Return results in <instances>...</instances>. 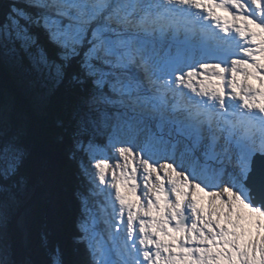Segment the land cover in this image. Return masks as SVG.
Listing matches in <instances>:
<instances>
[{"label": "snow or ice", "instance_id": "1", "mask_svg": "<svg viewBox=\"0 0 264 264\" xmlns=\"http://www.w3.org/2000/svg\"><path fill=\"white\" fill-rule=\"evenodd\" d=\"M0 264H264V0H0Z\"/></svg>", "mask_w": 264, "mask_h": 264}, {"label": "rangeland", "instance_id": "2", "mask_svg": "<svg viewBox=\"0 0 264 264\" xmlns=\"http://www.w3.org/2000/svg\"><path fill=\"white\" fill-rule=\"evenodd\" d=\"M253 83H255V81H253Z\"/></svg>", "mask_w": 264, "mask_h": 264}, {"label": "trees", "instance_id": "3", "mask_svg": "<svg viewBox=\"0 0 264 264\" xmlns=\"http://www.w3.org/2000/svg\"><path fill=\"white\" fill-rule=\"evenodd\" d=\"M66 211V210H65Z\"/></svg>", "mask_w": 264, "mask_h": 264}]
</instances>
